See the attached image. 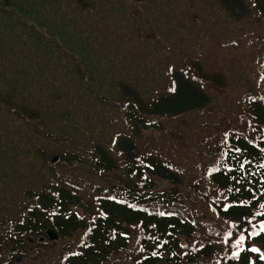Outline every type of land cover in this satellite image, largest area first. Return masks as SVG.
I'll list each match as a JSON object with an SVG mask.
<instances>
[{"label": "trees", "instance_id": "obj_1", "mask_svg": "<svg viewBox=\"0 0 264 264\" xmlns=\"http://www.w3.org/2000/svg\"><path fill=\"white\" fill-rule=\"evenodd\" d=\"M0 130V264H264V0H0Z\"/></svg>", "mask_w": 264, "mask_h": 264}, {"label": "rangeland", "instance_id": "obj_2", "mask_svg": "<svg viewBox=\"0 0 264 264\" xmlns=\"http://www.w3.org/2000/svg\"><path fill=\"white\" fill-rule=\"evenodd\" d=\"M115 14H116V17L118 19V16H119L118 11H115ZM213 14L215 16H219L220 13L217 12L215 9V10H213ZM142 20H144V22H146V23L148 22L146 18H143ZM218 23H220V22H218ZM119 24L122 25L123 23H119ZM224 27H227V26L224 25ZM220 29L223 30V28H220ZM161 30H162V26H160L159 31H161ZM224 45H225V43H222L219 54L215 57V60L220 65L224 66V71L227 73V75L225 74V76L231 84L243 83V84L248 85L249 83H251L254 80V77L253 76L242 77L241 74L238 73V71L242 67H244L243 62L246 59L248 54L243 55L242 52H239L238 55L240 56V61L234 62L232 55L238 49L237 46L234 45V46H230L229 48H226V47H224ZM128 52L129 53H137L136 50L131 48V47H130V50H128ZM141 52H142V50H141ZM234 79H237V80L234 81ZM91 106H93V105H88V107H91ZM104 109H105V112H104ZM107 112H108V107H98V108H95L94 114L88 115V118L95 120V118L102 117V116L106 115ZM195 118H193V119H195ZM174 123L176 125H178L179 127H182V125H183L180 121H176ZM2 131L3 130H0V139L3 142L7 137V132L2 133ZM32 135H35V134H32ZM15 137H17V136H14V138ZM35 137H36V135L34 136V140H35ZM9 156H13L16 158L17 161L15 162L14 165H12V164L7 165L6 164V161L9 159ZM30 162H33V154L31 156H27V154H26L25 156L20 157L19 156V150H16V151H11L9 153V155H7L6 153H4L3 148L0 147V169H5V171H6L5 177L9 178L11 176H17V178H20V183H23L27 187L30 186L28 179L31 176L29 174H32V168H30L32 163H30ZM209 170H210V168L205 170V176H209ZM193 175H196V171L193 172ZM186 180L188 181V179H186ZM159 182L165 188L172 187V185H170L167 181L161 180ZM78 211H80V213H82V214L84 213L83 209H81V208H79ZM83 237L84 238L87 237V232L84 233ZM48 238L50 239L49 235H48ZM59 239H57V240H51L50 239V241L53 244V246H52L53 251L61 252L62 250H65L67 248L65 243H66V240H69V238H61L60 237ZM64 241H65V243H64ZM83 242H84V240L82 241V243L80 245H82ZM62 248H64V249H62ZM40 258H42V257H40Z\"/></svg>", "mask_w": 264, "mask_h": 264}, {"label": "snow or ice", "instance_id": "obj_3", "mask_svg": "<svg viewBox=\"0 0 264 264\" xmlns=\"http://www.w3.org/2000/svg\"><path fill=\"white\" fill-rule=\"evenodd\" d=\"M171 90L174 91V89H171ZM236 151L239 152L240 149H236ZM243 167H244V165L242 164L241 168H243ZM262 167H264V165H262ZM260 207L264 208V204H261ZM159 214L161 216L165 215V213H163V212H161ZM259 215H264V213H259ZM260 230L264 231V222L261 223ZM258 234L259 233H252V235H258ZM228 235L231 236V233H229ZM244 239H245V237L243 235H241L240 238L236 241V244L237 245L241 244L244 241ZM225 243H227V238L225 239ZM241 251H243V249H241ZM250 251L255 253V252H259L260 250L255 248V247H253V248L250 249ZM153 255H155V253H153ZM238 255H239V253H233V256H238ZM261 259H264V255L261 256Z\"/></svg>", "mask_w": 264, "mask_h": 264}, {"label": "water", "instance_id": "obj_4", "mask_svg": "<svg viewBox=\"0 0 264 264\" xmlns=\"http://www.w3.org/2000/svg\"><path fill=\"white\" fill-rule=\"evenodd\" d=\"M48 233H49L50 237L53 238V239L58 237V236L56 235V233L53 232L52 230L48 231Z\"/></svg>", "mask_w": 264, "mask_h": 264}]
</instances>
